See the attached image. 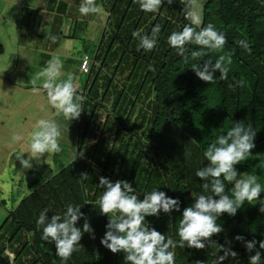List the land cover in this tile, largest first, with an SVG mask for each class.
I'll use <instances>...</instances> for the list:
<instances>
[{
    "label": "trees",
    "instance_id": "1",
    "mask_svg": "<svg viewBox=\"0 0 264 264\" xmlns=\"http://www.w3.org/2000/svg\"><path fill=\"white\" fill-rule=\"evenodd\" d=\"M104 2L108 21L101 41L103 51L95 55L86 74L77 159L10 211L0 227V264H124V253L113 254L100 244L108 222L98 204L103 191L97 186L100 176L131 182L140 199L154 188L178 197L181 212L161 210L158 218L148 216L146 222L179 241L183 209L200 194L211 195L202 188L205 181L195 175L208 164L204 152L219 135L226 134L233 121L245 126L251 123L257 132L252 157L235 168L242 174L257 175L264 186V0L207 1L201 27L211 23L224 32L225 51L233 53L228 79H220L217 70L212 84L191 70L198 61L184 63L167 42L173 31L190 23L185 19L183 0L172 5L165 0L155 13L142 11L138 0ZM154 27L160 29L156 46L138 51L139 40L133 32L151 36ZM239 40H247L250 50L239 47ZM187 47L189 52L200 50L194 44ZM4 52L0 37V56ZM211 55L215 59L217 53ZM82 173H87V179H81ZM232 186L226 182L229 196ZM68 204L81 206L95 239L84 233L79 250L65 262L56 255L55 245L42 239L36 221L46 208L49 219L62 215ZM83 222L81 219L77 226L82 227ZM216 222L224 231L205 241V249L176 247V264H213L216 255L224 254L219 251L221 245L238 253L236 259L229 257L223 264H249V255L254 253H248L235 237L264 240V213L245 201L236 216L225 213ZM257 249L264 264V249L259 244Z\"/></svg>",
    "mask_w": 264,
    "mask_h": 264
},
{
    "label": "clouds",
    "instance_id": "2",
    "mask_svg": "<svg viewBox=\"0 0 264 264\" xmlns=\"http://www.w3.org/2000/svg\"><path fill=\"white\" fill-rule=\"evenodd\" d=\"M164 2L165 0H138L142 11L152 13L157 12ZM166 2L172 5L175 0ZM183 2L185 19L190 23L184 25L180 31H173L168 36V44L177 50V55L183 58L184 63H188L190 59L198 61L192 64L191 70L200 80L209 84L214 83L216 80L214 74L217 70L220 79L227 80L233 63V53L225 51L228 42L225 33L211 23L200 27L198 13L193 10L195 0ZM99 11L100 6L95 0H82L79 7L82 15ZM193 24L197 27H193ZM159 31L158 27H154L151 36L142 35L139 31L133 32V36L139 40L137 50L151 51L157 44ZM236 43L242 49L250 50L247 40H239ZM192 44L199 46L200 50L189 52L187 46ZM212 53H217L215 59L212 58ZM61 68V59L53 58L36 74L33 84L43 78V88L46 90L49 104L58 114H63L66 120H77L83 111L84 97L78 92L72 74H69L66 80L57 82ZM238 83L242 85L243 81ZM60 136V126L56 121L38 120L27 141L26 152L30 155L27 159L17 156L22 167L31 169L32 161L41 163L45 153H59ZM256 136L257 132L251 123L245 126L242 121H233L226 134L219 135L214 143L208 145L204 152L208 164L199 168L195 175L205 181L202 188L205 192H211V195L200 194L194 198L190 206L183 209L178 227L179 241L162 234L146 222L148 216L158 218L161 210L166 214L173 211L181 212V201L178 197H169L164 191L154 188L151 192L143 193V199H140V194L136 193L131 182L127 180L113 182L107 177L100 176L97 186L103 191L98 204L100 214L108 217L106 231L100 244L113 254L124 253V264H176L174 251L176 247L205 249V241L209 242L214 235L224 231L222 225L217 224V219L225 213L232 217L236 216L245 201L249 204L253 201L258 202L259 212L264 213V199H261L264 186L258 182V176L244 175L235 168L241 161L252 157V150L256 147ZM22 139L20 135L12 137L13 142ZM80 177L87 179V173H82ZM226 182L233 185L231 196L226 192ZM48 212L47 208L41 211L36 224L38 228H42V239L55 245L56 255L62 261L66 262L79 250L84 233H89L90 238L95 239V231L88 217L81 212L80 205L68 204L62 215L54 214L50 219L47 216ZM81 219L84 221L83 225L78 227L77 222ZM235 240L241 242L248 253H254L249 255V264H261L262 253L257 249V244L259 249H264V240H247L241 235H237ZM219 251H223L224 254L216 255L213 264H223L229 257L232 259L238 257V253L230 246L221 245ZM196 264L202 262L197 261Z\"/></svg>",
    "mask_w": 264,
    "mask_h": 264
},
{
    "label": "rangeland",
    "instance_id": "3",
    "mask_svg": "<svg viewBox=\"0 0 264 264\" xmlns=\"http://www.w3.org/2000/svg\"><path fill=\"white\" fill-rule=\"evenodd\" d=\"M100 1L101 0H99V2ZM207 1L208 0H195L194 3L193 10L198 13L200 27L203 23L204 7ZM21 4V0H0V29L2 38L6 41L7 44L8 42L6 40L5 31L7 34V31H12L13 27L4 21L2 19V16L5 13H9L11 18L17 19V16H19L21 12ZM30 5H32L33 7L34 2L30 1ZM68 13L69 11H67V13L65 14V16L67 17L65 24H63L64 20L62 21L61 19V24L63 25L60 27V29L64 34L62 35V37H60V34H58L59 39L61 38L59 43L66 41L67 45L65 46L66 48L69 47L66 55H60V59L64 65V71L67 73L66 75L65 73H60V75L57 77V82L66 80L67 76L69 74H72L74 77V82L76 86H78V92L82 94L85 91V86L88 80V75L84 74L80 70V66L84 61V58L86 57L83 55L85 53L86 55H89L88 58L92 62L91 64L94 63L95 55L97 53H102L103 51L101 41L105 28L103 26L102 32L95 34L96 37H93L94 33H91V35L85 32L82 33L83 30H79L78 32H76V34L80 38L78 39V41H72L73 39H69L70 35L74 36V33L69 31V24H71L74 20L72 15L75 13L80 21L83 18L88 21L90 17L91 19L93 18V13L82 15L80 12H78L77 14L73 10L70 12L71 16H67ZM53 15L54 14H52L51 16H47L42 15V13H37V17H41L37 20V24L39 26V31L43 36L41 39L43 40L42 42L44 46L42 47L45 49V51L51 52V59L59 56L57 52L61 51L63 53V51L65 50L62 48H60L59 50L57 46L58 44H56V39L52 36L51 40H48V34L45 33V30L50 27L51 18ZM45 16L49 18L47 19ZM107 19L108 17L105 16V25H107ZM27 28L23 36H26ZM91 37L92 39H95L94 43L93 41H90ZM73 42H77V45L72 47L71 43ZM93 45L95 47L94 49H92ZM38 54L39 53L36 54L35 52V54L32 56L36 58V60H33L32 57H29V60L25 59V65H19V69H22L21 72H23L24 76H28V74L31 75V73H33L37 67L40 68L39 65L44 61V59L41 58L40 54ZM40 60L42 61L39 62ZM14 62L17 63V52L15 51V54L13 55V49L10 46H7L6 56H0V76H2L0 77V227L7 219L10 211L15 209L18 206L19 202L26 195L30 194L33 190L37 189L40 185L49 180L61 168L77 159V151L79 147L78 137L82 115L81 113L80 117L77 120L69 121L63 117V114H58L57 111L48 102L46 90L43 88L44 79L41 78L42 80H36L35 84H33V80L36 76L31 75L29 76V82L31 85L28 86L26 81L19 80V75L14 73L16 71L15 69L18 67V65ZM47 65H45L44 67H46ZM128 74L129 73L126 72V75ZM26 88L29 89V91L32 93L29 94ZM85 100L86 99H84L83 102H85ZM108 104H110V102ZM138 107H141V103L138 104ZM135 115H137V113H135ZM40 119L54 120L60 126L61 136L59 138V143L61 146V151L55 154L45 153L41 158V163L37 164L36 161L33 160V167L31 169H24L20 164V160L17 158V156H20L23 159H27L30 155L26 152L28 151L27 141L30 137L31 132L36 126V122ZM102 120L104 121V119ZM138 132L140 134L142 133V131ZM13 135H20L21 137H23V139L19 142H13ZM32 184L33 187H30ZM253 203L259 209V203H256V201H253Z\"/></svg>",
    "mask_w": 264,
    "mask_h": 264
},
{
    "label": "bare ground",
    "instance_id": "4",
    "mask_svg": "<svg viewBox=\"0 0 264 264\" xmlns=\"http://www.w3.org/2000/svg\"><path fill=\"white\" fill-rule=\"evenodd\" d=\"M21 1H22L21 7H20L21 12H20L19 16L16 15L18 17L17 19L11 18L9 13H5L2 16V19L6 23L10 24L13 27L12 31H10V32L7 31V34L5 31L6 40H7L9 45L2 38L1 29H0V37H1L2 42L4 44V47H5L4 57L7 54V46H10L13 49V55L15 54V51L17 52V63H15V62L14 63L17 64L18 67L15 69L16 71L14 73L19 75V77H20L19 80L26 81L28 86H30L31 84L29 82V76H31V75L36 76V74L38 72H40L41 70H43L45 68L44 66L47 65L50 60H52L51 59L52 56L50 55L51 52L45 51V49L42 47V46H44L43 42H42L43 40L41 39L43 36L41 35V33L39 31V26L37 24V20L40 19L41 17L38 18L37 13L38 14L42 13V15H47V16H51L52 14H54L51 18L50 27L47 28V30H45V33L48 34V36H47L48 40H51L52 36H53V38L56 39V42H57L56 44H58L57 46H58L59 50H60V48L65 49L64 50L65 52L63 51V53L61 51L57 52V54H59L58 57L60 58V55H66L67 51L69 49V47L66 48V46H65V45H67L66 41L59 43L61 38L59 39L58 34H60V37H62V35L64 34L63 31L60 29V27L66 23L67 17L65 16V14L67 13V11H69L67 16H71L70 12L73 10L78 14L79 7L82 3V0H21ZM30 1L34 2L33 7H32V5H30ZM101 1L99 2V0H95L96 4L98 6H100V11L98 13H93V18L91 19V17H90V19L88 21H86L85 18H83L80 21L78 16H76L75 13H74L75 15L72 13L74 20L72 21L71 24H69V27H70L69 31L74 33V36L70 35L69 39H73L72 41H74V40L78 41V39L80 37H78L76 32H78L79 30H83L82 33L83 32H85L87 34L88 33L89 34L94 33L93 34V37H94L95 34L102 32L103 26H104V28H106V25H105L106 21H105L104 15L106 13L105 12V9H106L105 5H107V4L105 2L107 1V3L109 4V1H112V0H105V2H104L105 5L103 4V1H102V3H101ZM15 8H16V6H15ZM8 9H10V8H8ZM107 15H109V13ZM14 18H16V17H14ZM61 19H62V21L64 20L63 24H61L62 23ZM26 28H27V31H26L27 34H26V36H23ZM45 39H47V38H45ZM66 40H68V39H66ZM90 41H93V43H94L95 39H92V37H91ZM47 42H49V41H47ZM44 44H45V40H44ZM69 45H70V43H69ZM76 45H77V42L71 43L72 47L76 46ZM94 48L95 47L93 45L92 49H94ZM35 52H36V54L39 53L41 55V58L44 59V61L43 62H41L42 60L39 61V62H41L40 65L38 64L40 66V68L37 67L38 69L36 68V70L33 73H31V75L28 74V76H24L23 72H21L22 69H19V65L26 63L25 59L29 60L28 58L32 57L35 54ZM83 56H89V55H86V53H85ZM32 58H33V60L34 59L36 60V58H34V57H32ZM10 63H12V62H10ZM44 63H46V64H44ZM22 67H24V66H22ZM64 70L65 69H64L63 62H62V68L60 70V73H65V75H66L67 72H65ZM24 73H25V71H24ZM0 77H2V76H0ZM27 84H26V86H27ZM21 88H23V87H21ZM32 89H34V88H32ZM27 91L29 92V94L32 93L29 91V89H27ZM30 187H33V184Z\"/></svg>",
    "mask_w": 264,
    "mask_h": 264
},
{
    "label": "built area",
    "instance_id": "5",
    "mask_svg": "<svg viewBox=\"0 0 264 264\" xmlns=\"http://www.w3.org/2000/svg\"><path fill=\"white\" fill-rule=\"evenodd\" d=\"M92 62L89 60L88 56H86L84 58V61L82 62L81 66H80V70L84 73V74H88L90 73L91 70V64Z\"/></svg>",
    "mask_w": 264,
    "mask_h": 264
}]
</instances>
